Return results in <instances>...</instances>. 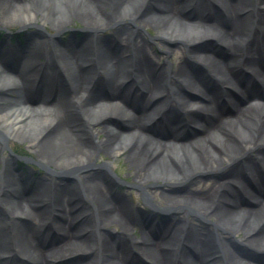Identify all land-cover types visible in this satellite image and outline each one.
<instances>
[{
    "label": "bare ground",
    "instance_id": "bare-ground-1",
    "mask_svg": "<svg viewBox=\"0 0 264 264\" xmlns=\"http://www.w3.org/2000/svg\"><path fill=\"white\" fill-rule=\"evenodd\" d=\"M144 1L0 0V19H21L22 28L34 23L33 7H43L39 27L52 22L54 36L72 21L86 31L78 49L69 40L57 44V59L44 56L51 43L40 37L23 47L0 44V102L7 104L0 107L1 142L21 135L56 175L91 168L97 153L107 158L102 174L79 176L78 184L37 178L26 189L5 161L0 264H52L72 254V264H264V104H251L264 99V0H150L142 11ZM124 21L134 29L119 27L91 47L89 30ZM150 26L155 39H140ZM192 34L214 39H187ZM155 41L163 63L150 47ZM174 51L185 57H171ZM61 71L71 96L63 93ZM54 86L61 93L41 102ZM97 126L107 131L101 141ZM248 152L241 171L232 167L193 194L166 189L150 203L154 182L178 184L241 162ZM120 157L150 214L118 195L116 183L110 187ZM164 213L169 225L154 231L148 220ZM188 213L210 228L196 229Z\"/></svg>",
    "mask_w": 264,
    "mask_h": 264
},
{
    "label": "rangeland",
    "instance_id": "rangeland-1",
    "mask_svg": "<svg viewBox=\"0 0 264 264\" xmlns=\"http://www.w3.org/2000/svg\"><path fill=\"white\" fill-rule=\"evenodd\" d=\"M23 1H27V3H24L25 5H27L31 3L29 1H32V0H23ZM151 4L152 3L150 0H145L141 5V10L144 11L146 8L149 10L151 7ZM32 10L35 12V21L31 25L24 27V28H22L20 25V22H22L21 19L16 18V20L14 19V20H7V21H3L0 19V44L5 43V44H8L9 46L12 45V47H15V46L18 47L19 43L25 44V39H28V37H31L32 39L40 37V39H46L50 41L51 45L46 42V44L42 48V53H44L45 57L48 54H50V56L52 55V58L57 57V53L55 54V50H56L55 46L59 43L64 42V44L67 45L68 43L66 44V42H68L69 40V41L74 42L72 43L71 46L73 47L76 46V49L80 48L81 44L78 46L76 44H79L78 42H80V40L84 37V35L86 34V31L82 30L83 27L79 22L72 21L71 24L68 25L67 30H65L60 35L54 36V31H52V29L49 28L52 22H48L49 24L45 25L44 27H41V28L39 27L38 18L41 15V12H43V7H41L40 9L37 7H33ZM122 26H127L129 30H133L135 27V24L128 22V21H124V22H119L117 24H114L111 27H108L107 30H102V31L101 30L100 31L89 30L88 31L89 36L87 37V39H90L91 47L92 48L96 47V45L94 44V41L97 38L101 37V38L108 39V36L111 35L113 30L119 27H122ZM156 36H157L156 30L154 29V27L150 26L148 27V29H143L141 31L140 39H144L150 42L151 40L155 39ZM187 39H214V38L212 37L203 38V36L198 37L197 34H192ZM208 42L214 45L213 41H208ZM185 45H186L185 43H172L170 47L174 49H179L181 50V52H183L184 48H186ZM197 45L198 44H196L195 46ZM157 46H158V42L155 41L154 43H151L150 47L153 53L154 52L157 53V58H159L158 59L159 62L163 63L167 60V57L163 53L160 54L157 51ZM199 46L201 45L199 44ZM4 48L8 49L7 45L4 46ZM169 55L171 57L179 56L182 59L183 57H185V56H182L179 53V51H174V53L171 52ZM42 62H44L43 59H42ZM57 75L58 77H60L61 85L64 88H66V90L63 91L64 95L71 96L73 93V90L70 87V82H71L70 78L68 77V75H65L62 71L60 72V75L59 74ZM40 76H42L41 73H40ZM38 79H39V75L37 77V80ZM36 87H37V84H34L32 91H35ZM49 91L50 90H48L45 96L41 99V102L42 100L44 101L45 99H48L51 101V99L54 98L55 92H57V94L61 93L59 89H57L56 87L54 90L52 89L51 92ZM253 99L255 98L254 97L250 98L249 101L250 100L252 101ZM3 104H4L3 102L2 103L0 102V107H2ZM37 104L38 106L41 107V104L39 103ZM251 104L261 106L262 104H264V99L257 98ZM5 106H7V104H4L3 107ZM181 118L184 120V124H185L186 119H184L183 116H181ZM95 128L97 129V131H99L96 141H101L104 138L103 133H107V131L105 130V128L100 127V126H97ZM123 130H125V128H123ZM186 130H188L187 126L184 129V131ZM18 136H19L18 138L9 140L6 143H2L0 140V172L3 169V164L5 163V161L10 162L11 169L14 166L16 170L15 172V170L12 169V172H13L12 177H14L23 188H25L26 183L30 186V188H33V185L36 183L37 178H40L45 182L58 183V185L62 186V185H66L69 183L78 184V181H79L78 177L82 175H86V174H90L94 172L96 173L99 172L100 174L103 173L102 171L103 168H100V166L106 162L107 158L105 155L97 153L93 158L89 160V165H91L89 167L91 168H87L86 170H81L76 175H73V174L72 175L71 174L70 175H56L55 168L48 167L36 161L35 156L31 153V150L28 149L27 143L20 140L21 135H18ZM251 156H252L251 152H248L245 154V157L243 158L244 160H240L241 162L239 161L230 162L229 166H227L226 168H224L223 166L222 168L212 173L211 172H207V173L200 172V173L194 174L188 180L180 182L178 184L171 185V184H166V183L163 184L162 182H157V183L154 182L153 185H151L152 186L151 191L154 192V195H153V198L151 197L150 203H152V205H155L156 203L154 201L157 198V196L161 193H164L166 189L169 190L170 188L177 189L181 193L193 194L194 189H201V187L205 183H207V181L210 180L211 178L213 180L222 178L224 174L227 172V170L231 169L232 167L234 168L237 167L239 171H241L243 169V162L245 161V158H248ZM115 162L116 163H114V168L112 169L111 175H110L113 179V181L109 184L110 187H113L115 185L114 183H116V185L118 186H115L114 191L118 195H122V196L124 195V197H126V199L129 202H131V205L133 208H136L138 206L147 215L150 214L151 213L150 208H149L150 204H148L147 202V204L145 205L141 192H139V190L134 186L132 182V177H133L132 172L131 170H129L127 164L123 161L121 157ZM92 168H95V169L92 170ZM17 171L21 174H25V177L22 178ZM101 183L102 185L107 186L104 179H102ZM183 213H184L183 211L179 212L180 215H182ZM185 217L187 219H190L192 224L198 230H202V229L206 230L210 228L209 222L201 219V217H199L196 214L188 213V215H186ZM170 219H171V215L164 213L155 218H151L150 220H148V223L149 224L153 223L155 227L154 228V231H155L158 228H163V227L166 228L170 223ZM111 230L113 234L118 232L117 228L113 226L111 227ZM241 237H242V234H238L235 237V240H239ZM77 258L78 257L73 254L66 255L65 257L54 260L52 264L56 262L58 264H72L73 262L77 260Z\"/></svg>",
    "mask_w": 264,
    "mask_h": 264
}]
</instances>
